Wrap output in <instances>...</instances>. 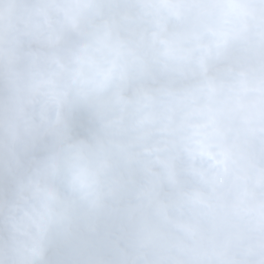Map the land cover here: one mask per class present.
<instances>
[{
    "label": "clouds",
    "instance_id": "clouds-1",
    "mask_svg": "<svg viewBox=\"0 0 264 264\" xmlns=\"http://www.w3.org/2000/svg\"><path fill=\"white\" fill-rule=\"evenodd\" d=\"M0 264H264V0H0Z\"/></svg>",
    "mask_w": 264,
    "mask_h": 264
}]
</instances>
